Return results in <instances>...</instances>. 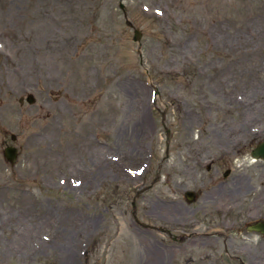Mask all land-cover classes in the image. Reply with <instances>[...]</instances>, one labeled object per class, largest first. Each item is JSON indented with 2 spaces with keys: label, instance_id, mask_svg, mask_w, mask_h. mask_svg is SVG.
I'll return each instance as SVG.
<instances>
[{
  "label": "rangeland",
  "instance_id": "obj_1",
  "mask_svg": "<svg viewBox=\"0 0 264 264\" xmlns=\"http://www.w3.org/2000/svg\"><path fill=\"white\" fill-rule=\"evenodd\" d=\"M207 121L264 130V0H0V264H168L160 160Z\"/></svg>",
  "mask_w": 264,
  "mask_h": 264
},
{
  "label": "flooded vegetation",
  "instance_id": "obj_2",
  "mask_svg": "<svg viewBox=\"0 0 264 264\" xmlns=\"http://www.w3.org/2000/svg\"><path fill=\"white\" fill-rule=\"evenodd\" d=\"M206 123L208 133L198 141L173 139L172 174L164 163L169 153L160 160L158 184L172 178L171 195L161 190L152 211L161 249L173 253L168 264H264V130L257 127L247 149L238 122ZM246 155L250 174L238 170Z\"/></svg>",
  "mask_w": 264,
  "mask_h": 264
},
{
  "label": "water",
  "instance_id": "obj_3",
  "mask_svg": "<svg viewBox=\"0 0 264 264\" xmlns=\"http://www.w3.org/2000/svg\"><path fill=\"white\" fill-rule=\"evenodd\" d=\"M140 38V31L138 29L135 30V35H134V40L138 41ZM27 97V101L30 103H33L35 101V97L33 96V94H29ZM23 97L21 98V100L23 101ZM16 139V136L13 135V140ZM262 151L260 152V156L262 158H264V144L262 145ZM4 155L7 158V160H9L11 162V164H15L16 160L18 159V155H19V150L17 149V147L15 146H8L7 148H5L4 150ZM253 155L255 156V152H253Z\"/></svg>",
  "mask_w": 264,
  "mask_h": 264
},
{
  "label": "bare ground",
  "instance_id": "obj_4",
  "mask_svg": "<svg viewBox=\"0 0 264 264\" xmlns=\"http://www.w3.org/2000/svg\"><path fill=\"white\" fill-rule=\"evenodd\" d=\"M71 247L70 246H68L67 248H66V250L65 251H70L71 249H70Z\"/></svg>",
  "mask_w": 264,
  "mask_h": 264
}]
</instances>
